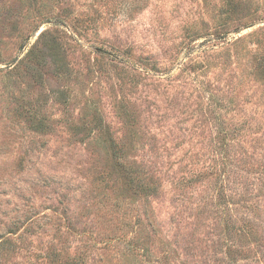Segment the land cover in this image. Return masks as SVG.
Returning a JSON list of instances; mask_svg holds the SVG:
<instances>
[{
    "label": "rangeland",
    "instance_id": "374dc122",
    "mask_svg": "<svg viewBox=\"0 0 264 264\" xmlns=\"http://www.w3.org/2000/svg\"><path fill=\"white\" fill-rule=\"evenodd\" d=\"M0 264H264V0H0Z\"/></svg>",
    "mask_w": 264,
    "mask_h": 264
}]
</instances>
